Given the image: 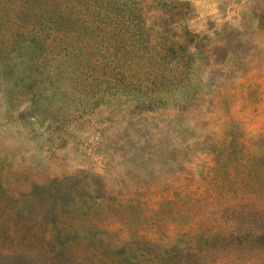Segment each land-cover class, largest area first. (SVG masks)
I'll list each match as a JSON object with an SVG mask.
<instances>
[{
    "label": "rangeland",
    "instance_id": "rangeland-1",
    "mask_svg": "<svg viewBox=\"0 0 264 264\" xmlns=\"http://www.w3.org/2000/svg\"><path fill=\"white\" fill-rule=\"evenodd\" d=\"M116 4L0 0L2 185L66 188L131 240H202L195 264H264V0Z\"/></svg>",
    "mask_w": 264,
    "mask_h": 264
},
{
    "label": "trees",
    "instance_id": "trees-1",
    "mask_svg": "<svg viewBox=\"0 0 264 264\" xmlns=\"http://www.w3.org/2000/svg\"><path fill=\"white\" fill-rule=\"evenodd\" d=\"M89 1L95 5L92 10L86 0L94 20L117 5L116 0ZM70 195L63 187L49 193L37 185L29 193L16 194L0 181V264H164V258L171 253L181 254L175 264H195L190 259L202 254V240L180 246L124 237L116 220L100 222L92 215L82 217V212H88L81 211ZM205 241L210 245L219 243L209 237ZM231 242L233 238L222 243ZM134 244L149 252L155 248L159 258L155 263H146L143 257L130 254Z\"/></svg>",
    "mask_w": 264,
    "mask_h": 264
}]
</instances>
